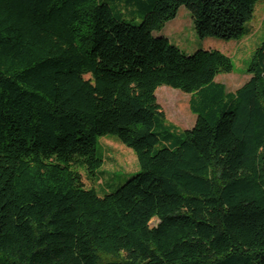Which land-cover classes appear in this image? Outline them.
Instances as JSON below:
<instances>
[{"label":"trees","instance_id":"trees-1","mask_svg":"<svg viewBox=\"0 0 264 264\" xmlns=\"http://www.w3.org/2000/svg\"><path fill=\"white\" fill-rule=\"evenodd\" d=\"M258 1L0 0V264H264V40L228 92L230 57L155 34L185 7L200 39L241 41ZM107 136L140 172L100 196L77 168Z\"/></svg>","mask_w":264,"mask_h":264},{"label":"rangeland","instance_id":"rangeland-1","mask_svg":"<svg viewBox=\"0 0 264 264\" xmlns=\"http://www.w3.org/2000/svg\"><path fill=\"white\" fill-rule=\"evenodd\" d=\"M135 23H140V19L137 18ZM248 25L251 34L241 41H224L216 38L200 39L195 31L190 12L182 7L176 19L168 22L160 32L155 34L167 37L187 56L201 49H214L230 57L234 66L233 72L219 75L217 81L224 84L228 92H235L249 80L247 67L252 54L264 40V0H259L256 3L253 18ZM168 91H172L181 98L178 104L175 105V99L168 97ZM156 96L171 124L180 130L194 127L196 116L190 111V95L163 86L157 90ZM181 105L184 106V114L179 113ZM98 154L103 159V165L98 174L92 175L83 167L77 168V171L81 175L84 186L94 188L100 196L115 192L128 179L140 172L134 151L114 137L107 136L99 139ZM118 261L109 257L104 258V262Z\"/></svg>","mask_w":264,"mask_h":264}]
</instances>
